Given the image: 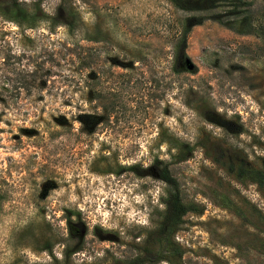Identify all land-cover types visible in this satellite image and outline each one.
<instances>
[{
  "label": "rangeland",
  "instance_id": "obj_1",
  "mask_svg": "<svg viewBox=\"0 0 264 264\" xmlns=\"http://www.w3.org/2000/svg\"><path fill=\"white\" fill-rule=\"evenodd\" d=\"M250 10L242 34L208 18L224 6L0 0V264H264V0ZM155 164L193 208L171 256Z\"/></svg>",
  "mask_w": 264,
  "mask_h": 264
},
{
  "label": "trees",
  "instance_id": "obj_2",
  "mask_svg": "<svg viewBox=\"0 0 264 264\" xmlns=\"http://www.w3.org/2000/svg\"><path fill=\"white\" fill-rule=\"evenodd\" d=\"M15 1V0H14ZM194 5L187 6L182 0H175V5L179 8L185 10H198V11H208L218 8L220 6L225 7V14L230 13V17L226 19L222 18L220 14H214L208 18L224 25L226 28L236 31L242 34H251L254 31L251 19L248 16L250 10V5L252 0H194ZM16 6V5H15ZM14 6V7H15ZM239 9V10H238ZM242 9V10H241ZM55 23H66L58 20ZM190 31V26L186 27L185 33ZM181 56L184 55L185 40H182L180 45ZM160 163V162H159ZM161 164V163H160ZM154 172L156 173L158 179L162 180L169 186V190L164 199V211L161 221L155 231L154 238L163 241L166 245V251L170 254H174L175 242L173 236L176 233L183 217L190 211H193L192 206L186 204L178 188L176 179L171 175L170 170L167 165H154ZM132 169H134L132 167ZM253 180H255L259 185L264 186V172L260 170H254L252 172ZM68 217V226L71 235L74 233L72 229L73 225ZM180 256V255H179ZM168 261H171L168 258Z\"/></svg>",
  "mask_w": 264,
  "mask_h": 264
},
{
  "label": "water",
  "instance_id": "obj_3",
  "mask_svg": "<svg viewBox=\"0 0 264 264\" xmlns=\"http://www.w3.org/2000/svg\"><path fill=\"white\" fill-rule=\"evenodd\" d=\"M185 63H186L187 69L191 70L193 68V64L190 62L188 58L185 59Z\"/></svg>",
  "mask_w": 264,
  "mask_h": 264
}]
</instances>
